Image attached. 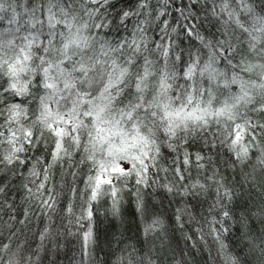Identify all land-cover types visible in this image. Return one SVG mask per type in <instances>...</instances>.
Here are the masks:
<instances>
[{"label": "snow or ice", "instance_id": "6c2138e0", "mask_svg": "<svg viewBox=\"0 0 264 264\" xmlns=\"http://www.w3.org/2000/svg\"><path fill=\"white\" fill-rule=\"evenodd\" d=\"M178 233L264 264V0H0V264H190Z\"/></svg>", "mask_w": 264, "mask_h": 264}, {"label": "trees", "instance_id": "16d2710c", "mask_svg": "<svg viewBox=\"0 0 264 264\" xmlns=\"http://www.w3.org/2000/svg\"><path fill=\"white\" fill-rule=\"evenodd\" d=\"M165 206L167 207V212L165 213V215H169L171 214L172 211V207H168L167 206V201H165ZM161 212H165V208H161L160 209ZM112 218L109 216L107 219L104 216V208L101 207L99 212L96 215L95 218V227L97 232L100 234L101 237H103L105 231L107 229H109L110 227V220ZM17 227H21V226H17ZM38 227V225L32 226V231L29 232L27 228L24 229V234L20 235L17 238H14L13 241L11 242V247L12 250L15 251L17 245L19 244L21 246V248L23 249L22 251V256L24 257H28L31 256L37 248V245L39 243V241H35L33 242V233L36 231V228ZM195 227V226H193ZM115 230V229H114ZM126 236H135L136 235V231L135 228L132 229V231L130 232H126L125 233ZM177 236L179 237V233L177 234ZM71 239V238H69ZM5 243H9V241L5 238L4 239ZM135 241H132V243H134ZM105 249H107V245H104ZM79 248L80 245L79 243L73 241V243L71 244H66V246L61 249L60 254H59V259L57 260V264H70V261L72 260L73 256H76L78 258L79 256ZM171 248L176 250V254L177 256L179 255V251L180 249H183L186 253H188V259L190 260V264H206L207 261V253L206 251L203 250H196V249H191L190 244H185L184 240L182 237H179V245L177 246V241L176 240H172L171 241ZM171 254V252H170ZM0 255H5L3 253H0ZM100 257L101 259L104 258V254L100 253ZM33 259H35V257L33 256ZM39 259L42 262V264H50V260L52 259H56V257L52 254H49L48 258L45 259V253L44 251L41 249L39 252ZM112 259L114 260L115 257H112Z\"/></svg>", "mask_w": 264, "mask_h": 264}]
</instances>
